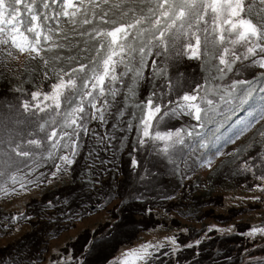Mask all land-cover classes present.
Here are the masks:
<instances>
[{
  "label": "rangeland",
  "instance_id": "1",
  "mask_svg": "<svg viewBox=\"0 0 264 264\" xmlns=\"http://www.w3.org/2000/svg\"><path fill=\"white\" fill-rule=\"evenodd\" d=\"M159 3L160 0H57L48 10L52 19L37 22L40 24L38 44L34 33H25L27 40L23 50L10 41L0 44V83L6 84V94L19 93L21 100L17 108L9 103L0 104L4 118L16 120L15 113L21 117L28 114L22 107L24 102H28L30 108L37 104H51V100L45 101L43 96L50 95L52 84L61 80L65 83L61 90L64 95L70 91L68 80L75 81L71 90L79 96L74 106H83L81 99H92L85 95L89 91L100 99L101 87L106 89L105 96L111 99L109 88L113 74L118 76V81L112 85L120 93L117 100L121 103L117 107L125 113L119 122L111 117L108 127L91 128L88 124L91 133L88 136L80 134L75 160L66 166V170L57 171L51 163V168H46L51 169L47 182L28 185L10 194L0 192V215H6L0 218V222L12 227L8 232L0 233V247L15 242L24 232L32 230L37 217L18 220L17 216L28 210L32 199H39L53 188H62L66 199L74 197L71 202L74 206L86 204H83L82 211L78 210L69 219L64 220L63 215H59L65 226L48 238L38 264H82L81 255L87 253L90 243L99 246L88 251L87 264H113L117 259L125 258L123 253L139 252L145 244L151 245L147 250L152 253L149 264H189L181 259L190 252L178 251L176 238L185 246L196 248L203 245L204 250L196 254L198 264H256L264 261V179H258L264 176V88L259 83L264 70L258 64L234 63V72L227 74L226 81L227 75L217 71L223 66L219 65L216 49L205 46L202 39L199 59L190 60L184 56L178 64L161 65L167 68V75L163 77L165 82L171 80L172 85H176L179 81L181 85L165 89L172 99L202 86L197 92L198 102L206 93L202 107H207L206 99L218 102L219 95L238 81L231 82V78L251 81L253 92L249 104L244 106L247 110H238V114L243 112L240 119L209 148H201L197 137L185 136L186 145H178L169 158L161 151L163 142L144 138L147 143L138 144L142 138L140 122L147 111L146 102L152 94V84H158L161 79L156 73L163 57L155 55L157 49L152 45L156 41L151 35L154 32L159 35L153 28L160 13ZM149 8L153 11L149 12ZM241 18L250 19L261 27L264 25V4L260 0H244ZM160 19L162 26L165 18ZM137 20L141 22L136 23ZM179 23L177 21V26ZM130 24L134 27L129 28ZM121 27L124 32H117L113 44L107 33ZM141 46L146 53L151 49L141 76L137 78L135 70L128 71L121 83L119 76L127 71L125 65L128 69L138 68L130 61L133 57L138 60L142 55L139 52ZM236 47L239 49L240 46ZM133 48L136 50L132 51ZM113 52L116 54L112 55ZM109 55H112L109 76L105 77L104 85L93 88L97 76L103 73V60ZM125 85L136 89L134 96ZM217 85H220L219 89ZM32 92L40 93L36 100H32ZM126 96L131 98L126 100ZM138 104L145 106L143 111L136 107ZM64 110L61 96L60 111ZM78 115L81 116L77 113L73 117L77 122ZM201 115L203 117V112ZM164 120L161 125L154 118L150 122V134L155 130L177 127L190 130L188 126L192 124L197 125L198 132L206 130L199 128V122L183 112ZM127 122L133 124L131 131L126 129ZM113 124L117 127L113 128ZM93 133L96 134L94 138ZM114 145L116 147L112 150ZM61 154L72 156L71 151L55 150L57 162ZM183 155L186 160L181 158ZM45 156L48 152L44 153ZM133 160L138 166L132 165ZM123 162L128 163V173H123ZM92 169L103 177L92 175V180ZM93 189H97L94 200L102 201V204L90 209L89 203L92 202L83 197ZM9 217L11 220L4 222ZM98 237L94 244L93 240ZM87 241L90 243L86 245ZM12 246L5 251L9 256L38 249L30 243ZM94 258L103 260L95 263ZM132 264H135L134 260Z\"/></svg>",
  "mask_w": 264,
  "mask_h": 264
},
{
  "label": "snow or ice",
  "instance_id": "2",
  "mask_svg": "<svg viewBox=\"0 0 264 264\" xmlns=\"http://www.w3.org/2000/svg\"><path fill=\"white\" fill-rule=\"evenodd\" d=\"M55 2L57 0H0V44H7L10 41L18 44L19 48L23 50L27 40L25 33H34L38 44L40 24L37 22L42 23L52 19L48 10ZM260 3L264 4V0H260ZM158 8L160 13L153 22V28L159 35L156 36L155 32L151 35L156 41L152 45L157 49L155 55L163 57L161 64L157 65L158 72L156 73L161 79L158 84H152L153 91L146 102L147 111L140 122L142 138L138 140V144H146L147 140L144 138L163 142L161 151L171 158V152L178 145H186L185 136L197 137V143L201 148H209L218 141L231 124L243 115V112L238 114V110L249 104L253 87L251 81L238 80L230 86V90L219 95L218 102L206 99L207 107H202L206 93L199 102L197 95L202 86L193 89L191 93L184 92L179 95L178 99L171 98L170 92L165 89L181 85L179 81L176 85H172L171 80L166 83L163 77L167 75V68L161 65L178 64L179 59L184 56L190 60L199 59L203 39L205 46L211 45L213 49H216L219 65L223 66L217 69L221 75L234 72L232 65L236 62L258 64L260 69L264 70V25L257 27L250 19L241 18V14L244 12V0H160ZM152 11L153 9L149 8V12ZM161 17L165 18L162 26ZM177 21H180L179 26H177ZM140 22L136 21V23ZM128 27L132 28L134 25L130 24ZM117 32H124V28H117L115 31L107 33L111 36L113 44L116 42ZM133 39L135 40V37ZM237 45L240 46L239 49L236 47ZM135 50L132 49V51ZM139 52L142 54L139 59L133 57L130 61L138 65V68L128 69L125 65L127 71L119 76L121 83L124 82L128 71L135 70L136 77L141 76V70L147 62L146 56L151 54V49L146 53L145 48L141 46ZM115 54V52L112 53V55ZM9 55H11L10 52ZM112 55L103 60V73L97 76L96 82L92 85L93 88H96L97 85H104L105 77L109 76ZM153 64H156L155 60H153ZM112 71L114 72V69ZM213 78L218 79V77ZM117 81L118 76L111 75L109 88L111 99L105 96L106 89L104 87L99 89V96L103 97L99 101V107L97 97H94L91 91L85 94L87 97H92L89 100L91 112H86L82 105L74 106L79 96V93L71 90L75 84L74 80L69 79L67 82L70 88L67 95L61 91L65 87L63 80L53 83L51 94L43 96V100H51V104L45 106L37 104L34 108H30L28 102L23 103L24 111L29 114L27 121L0 117V156L7 157V161L11 162H15L17 159L22 160L27 166L28 159L38 155L35 150L42 149L47 151L48 156L53 159L57 171L66 170V166L72 165L75 160L77 141L81 131L89 134V123L99 121L102 124H107L108 117H115L119 122L120 118L125 115L124 111L117 107L121 103L117 100V96L120 95L119 90L112 86ZM259 83L261 88H264V75L259 78ZM246 84L248 86L244 87ZM237 85L241 87L238 88ZM85 86L87 85L85 84ZM125 86L128 92L134 96L136 89L128 85ZM217 88L219 89L220 85H217ZM39 95L40 93L32 92V100H36ZM61 96H63L65 109L63 112L60 111ZM130 98L129 96L125 97L126 100ZM136 107L143 111L145 106L138 104ZM244 110L246 111L247 108ZM178 112L190 116L194 121L199 122V128L206 130L198 132L196 131L197 125L192 124L188 126L190 130L177 127L173 130H155L150 134V122L154 118L158 124L162 125L165 123V117L176 115ZM77 113L81 114L79 123L73 119ZM57 117L63 119L58 120ZM112 126L116 128L117 124ZM49 129L51 130L49 131ZM126 129L131 131L133 124L127 122ZM37 136L40 138H36ZM109 138L111 139V137ZM65 149L70 150L72 156L61 154L57 162L54 150L63 152ZM132 165L138 166V162L133 160ZM16 167L17 170H20V165L17 164ZM12 179L15 180V177ZM258 179H264V176H260ZM150 247L151 245L145 244L139 252H125L122 254L125 258L117 259L113 264H132L133 260L135 264L138 262L149 264L152 253L147 250ZM256 264H264V261H258Z\"/></svg>",
  "mask_w": 264,
  "mask_h": 264
},
{
  "label": "trees",
  "instance_id": "3",
  "mask_svg": "<svg viewBox=\"0 0 264 264\" xmlns=\"http://www.w3.org/2000/svg\"><path fill=\"white\" fill-rule=\"evenodd\" d=\"M6 84L5 83H0V104L3 103H9L13 106V108H17L18 105H20V95L19 93L14 92L13 94L9 95L6 94ZM115 111V109H114ZM5 113H9L4 110ZM25 114V113H23ZM4 113H0V117H3ZM42 115V114H41ZM16 120L20 121H27L29 118V114H25V116H22L17 112L15 113ZM111 117H108V123L107 124H102L99 121H92L90 124L91 128H97V127H108L111 125L110 121ZM83 133V131H81ZM91 131L89 132L88 135H90ZM93 138L96 136L95 133H93ZM86 137V136H85ZM36 138H40V136H37ZM116 146L114 145L113 149ZM40 151H43L42 149H39ZM117 153L114 154L116 156ZM113 155V154H111ZM81 159V157H80ZM128 159V158H127ZM4 161V163L10 164L13 163L11 161H7V157L0 156V161ZM129 160V159H128ZM130 161V160H129ZM51 163L52 159H43V161L37 157L30 158L27 166H22L20 167V170L15 169L13 172H17L19 174H32V173H37L40 175V180L44 182L47 178L48 173L51 171V169L47 170L46 168H51ZM113 164H110L112 166ZM75 166L73 165V168ZM123 167V173H128V163L123 162L122 163ZM131 167V166H130ZM119 168L117 169V171ZM132 170V167H131ZM92 180L93 176H102L100 173L95 171V169H92L90 172ZM93 175V176H92ZM29 178L33 179L32 176L28 175ZM12 181L10 180V171H3L2 174H0V189L2 187L8 186L11 184ZM54 190V188H53ZM51 192H45L41 198L39 199H32L30 202V206H28V210L24 213V217L30 216V217H37L38 221L36 223H33L32 225V230L24 232L19 239H17L15 242L7 244L5 246L0 247V264H38L42 260V254L46 250V244L48 238L52 237L57 231H59L61 228H63L65 225L62 223L63 220H66L67 216H74L76 215L78 210H83V204L86 203H81L82 205L79 206H74L71 202H74V197H69L66 199L62 188H59L58 190H54ZM133 191V189H132ZM58 194H56V193ZM95 193H97V189H93L89 191V193L84 196L83 198L89 202L90 205H100L102 201H97L94 200L95 198ZM56 194V195H55ZM55 195V196H54ZM94 200V201H93ZM96 202V203H95ZM51 203V204H50ZM95 203V204H94ZM58 213V214H57ZM1 214V213H0ZM63 214L62 219H60L59 215ZM57 217L55 218V216ZM141 215H143L141 213ZM1 217H6L5 215H0ZM31 222V221H30ZM143 223V221H140V223ZM134 223V227H135ZM143 227V225L141 226ZM4 231V232H3ZM3 232H8L5 231V227L3 226V223L0 222V233ZM236 235H239L238 233H234ZM179 244L182 246L178 251H186L190 252L189 255L184 256L183 259H181L182 262L189 264H198L196 259V254H200L203 250L204 247L203 245H199V247H190V246H185L184 243L181 240H178ZM31 246H37L38 249L32 252H15L16 256H9L5 251L8 249H12L13 244H15L17 247L25 246L29 244ZM31 251V250H30ZM89 259H86L82 264H87ZM95 263L101 262V259H96L94 258ZM160 264V263H159ZM166 264H171V262L166 263Z\"/></svg>",
  "mask_w": 264,
  "mask_h": 264
}]
</instances>
